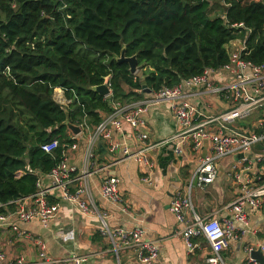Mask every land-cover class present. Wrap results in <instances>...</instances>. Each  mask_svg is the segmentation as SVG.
Wrapping results in <instances>:
<instances>
[{"label": "trees", "instance_id": "trees-1", "mask_svg": "<svg viewBox=\"0 0 264 264\" xmlns=\"http://www.w3.org/2000/svg\"><path fill=\"white\" fill-rule=\"evenodd\" d=\"M224 2L212 16L207 0H0V203L35 192L72 142L68 123L94 128L112 100L141 98L143 84L155 91L224 65L237 38L244 59L264 63V0ZM107 77L105 97L94 88Z\"/></svg>", "mask_w": 264, "mask_h": 264}, {"label": "crops", "instance_id": "crops-1", "mask_svg": "<svg viewBox=\"0 0 264 264\" xmlns=\"http://www.w3.org/2000/svg\"><path fill=\"white\" fill-rule=\"evenodd\" d=\"M216 3L217 0L210 2V15L217 7ZM221 12L216 15L223 16V4ZM239 42L242 44L239 38L230 41L227 49L234 51L242 47L243 44L239 45ZM248 89L251 91L252 88L249 86ZM124 90L129 91L127 86H124ZM186 92L191 93L190 102L204 114L223 110L227 106L220 96L204 93L200 87L187 89ZM147 97L149 92H145L139 99ZM69 103L63 106L67 108ZM253 118L255 114L239 122L235 130L244 132L246 129H254ZM142 119L145 125L137 129L122 121L121 130L112 131L113 139L125 144L133 152L142 144H139L136 136L139 131L147 133L146 143L165 140L177 133L173 112L167 101L151 105ZM74 125L79 131L74 133L68 128L67 136L70 140L73 139L76 149L69 150L65 144L62 147H66L63 150L68 153L69 162L79 167L94 128H88L87 125L80 128L78 123ZM106 146L102 139L94 140L93 171L87 178L97 210L106 216L109 228L141 229L143 240L158 247V261L163 264H207L206 258L211 251L201 235L194 238L198 247L192 252L187 251L180 233L182 224L170 209L171 200L177 192L190 200L191 207L186 210L187 218H191L194 212L203 218L229 219L231 211L227 206L234 200L239 188L232 173L238 171L252 180L257 176L264 179V160H258L259 157H264V142H258L246 152H235L220 158L214 164V182L204 187L197 185L194 172L201 158L209 153V143L195 148L191 139L185 137L172 139L151 149L149 155L153 168L150 184L141 180L145 173L142 165L133 159H121L119 153H109ZM106 175L118 177L119 193L128 205L126 210H123L122 203L111 202L101 196L100 181ZM40 178L44 186L49 183L46 175H41ZM49 200L55 201L58 207L47 226L31 221L17 222V231L7 226L0 227V252L4 254L6 261H12L18 256L35 260L37 248L33 238L40 237L47 247V253L53 258L78 255L84 258V264H141L135 249L114 250L110 238L100 232L101 222L94 213L87 214L71 208L57 196L49 197ZM235 232L237 238L230 242L226 250H221L226 264L244 263L251 254L248 248L264 243V204L249 215L243 235H239L238 230ZM257 249L256 246L254 250Z\"/></svg>", "mask_w": 264, "mask_h": 264}, {"label": "built area", "instance_id": "built-area-1", "mask_svg": "<svg viewBox=\"0 0 264 264\" xmlns=\"http://www.w3.org/2000/svg\"><path fill=\"white\" fill-rule=\"evenodd\" d=\"M207 1L210 3L213 0ZM234 26H242V23ZM243 49L244 45L234 51L228 50V61L224 65L216 69L206 68L172 87L163 86L158 90L150 91L147 98L125 102L112 100L111 110L90 133L82 156V164L79 167L71 164L68 153L62 150L60 161L45 174L49 179L46 186L41 184L40 178L36 183L35 192L31 195L5 204L0 203V208L3 209L0 211V227L7 226L17 231V222L31 221H38L42 226H47L58 207L55 201L49 200V197L57 196L71 208L74 207L87 214L94 213L101 222L100 232L110 238L116 252L122 248H133L137 251L136 256L141 264H163L158 261V247L143 240L141 229L109 228L106 216L97 210L87 179L93 171V142L100 138L106 143L109 153H119L121 159H133L142 165L145 173L141 180L147 184L152 180L153 162L149 155L151 149L172 139L185 137L191 139L195 148L209 143L210 151L201 158L194 172V178L201 187L213 183L216 178L214 169L216 161L231 153L246 152L258 142H264V63H254L244 59L241 56ZM103 83L109 90V95L105 96L108 97L111 95L108 77ZM249 86L252 88L251 91L248 89ZM194 87L202 88L204 93L220 96L226 102V108L210 114L202 113L190 102L191 93L186 92L187 89ZM53 97L62 106L70 102L65 99L63 90L58 87L54 89ZM162 101L170 103L177 128L174 136L146 143L147 133L139 131L136 136L139 144H142L133 152L125 144L113 139L112 131L121 130L122 121L127 122L134 129L143 127L145 123L142 115L151 105ZM259 107H262L260 111H258ZM251 114H255V118L252 119L254 129H246L244 132L235 130L236 125ZM78 126L84 128L85 123H79ZM212 126L216 128L213 129ZM57 146L58 141L51 140L42 143L40 148L46 153H51ZM65 146L69 150L76 149L73 141ZM258 160H264V157H259ZM21 173L20 171L18 175ZM232 175L239 188L234 200L227 206L231 211L229 219L203 218L194 212L191 218H187L186 210L191 207L190 200L187 196L179 195L178 192L170 203V209L174 212L177 221L182 224L180 233L187 251L192 252L198 247L195 237L201 235L206 239L211 250L206 258L207 264H226L221 250H226L230 242L237 238L236 230L239 235L246 232L249 215L264 204V179L261 176L252 180L238 171H234ZM118 184L117 176H103L100 181V193L108 201L122 203L123 210H126L128 205L124 203L119 193ZM187 221L190 223L188 224ZM33 241L37 248L35 260L30 261L18 256L12 261H6L4 254L0 252V264H84V258L78 255L53 258L47 253V247L40 237H34ZM252 246L248 248L251 253L257 246L264 256V243ZM242 264L260 263L250 254Z\"/></svg>", "mask_w": 264, "mask_h": 264}, {"label": "water", "instance_id": "water-1", "mask_svg": "<svg viewBox=\"0 0 264 264\" xmlns=\"http://www.w3.org/2000/svg\"><path fill=\"white\" fill-rule=\"evenodd\" d=\"M119 60L126 61L128 63V65H129L130 72L131 73H136V71H137V66H136L137 62H136L135 56L125 57L124 50H122ZM142 87L145 89L146 92H150V90L146 87L145 84H143ZM94 89L97 92H99L101 95H103V96L109 95V90H108V88H107L105 83H103L101 85H98V86H95ZM67 125H68V128H70L74 133H77L79 131L78 127L75 126L74 124L68 123ZM251 256L256 258L259 261L260 264H264V256H263V254L261 253V251L259 249L254 250L251 253Z\"/></svg>", "mask_w": 264, "mask_h": 264}, {"label": "rangeland", "instance_id": "rangeland-1", "mask_svg": "<svg viewBox=\"0 0 264 264\" xmlns=\"http://www.w3.org/2000/svg\"><path fill=\"white\" fill-rule=\"evenodd\" d=\"M225 2H224V0H217V7H216V9H214V12L213 13H211V15L213 14V15H216V14H221L222 12H221V7H222V4H224ZM240 40H241V38H239ZM239 45H242L240 42L238 43ZM137 73L138 74H140V72H138V69H137ZM53 95H54V92H53ZM53 98H55V97H53ZM55 100V99H54Z\"/></svg>", "mask_w": 264, "mask_h": 264}]
</instances>
